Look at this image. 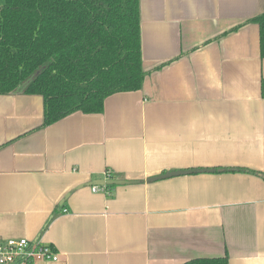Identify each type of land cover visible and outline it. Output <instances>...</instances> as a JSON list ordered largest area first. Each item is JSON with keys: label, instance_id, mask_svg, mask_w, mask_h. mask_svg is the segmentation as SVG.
I'll use <instances>...</instances> for the list:
<instances>
[{"label": "crops", "instance_id": "obj_1", "mask_svg": "<svg viewBox=\"0 0 264 264\" xmlns=\"http://www.w3.org/2000/svg\"><path fill=\"white\" fill-rule=\"evenodd\" d=\"M264 0H141L137 91L44 125L39 94H0V240L58 261L264 264ZM195 173L151 179L165 173ZM210 169V170H203ZM139 182L94 190L96 179Z\"/></svg>", "mask_w": 264, "mask_h": 264}, {"label": "trees", "instance_id": "obj_2", "mask_svg": "<svg viewBox=\"0 0 264 264\" xmlns=\"http://www.w3.org/2000/svg\"><path fill=\"white\" fill-rule=\"evenodd\" d=\"M254 21L264 57V13ZM147 73L141 0H0V94L42 95L46 126L77 111L103 112L108 96L140 90ZM216 170L264 178L247 167ZM182 264H229V256Z\"/></svg>", "mask_w": 264, "mask_h": 264}, {"label": "built area", "instance_id": "obj_3", "mask_svg": "<svg viewBox=\"0 0 264 264\" xmlns=\"http://www.w3.org/2000/svg\"><path fill=\"white\" fill-rule=\"evenodd\" d=\"M111 178L110 172L108 173ZM94 190H105L106 185H95ZM60 254L54 247L42 241L27 238L0 240V264H24L35 261H58Z\"/></svg>", "mask_w": 264, "mask_h": 264}, {"label": "water", "instance_id": "obj_4", "mask_svg": "<svg viewBox=\"0 0 264 264\" xmlns=\"http://www.w3.org/2000/svg\"><path fill=\"white\" fill-rule=\"evenodd\" d=\"M200 170L201 169H187V170H181V171H174V172L165 173L159 176L151 177V179H160L164 177L175 176L178 174L195 173ZM203 170H210V169H203ZM135 182H139V180L108 178V179H96V180L91 181L89 184L91 185H124V184H130V183H135Z\"/></svg>", "mask_w": 264, "mask_h": 264}]
</instances>
